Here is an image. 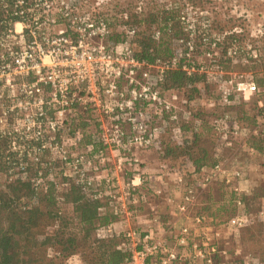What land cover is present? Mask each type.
Returning a JSON list of instances; mask_svg holds the SVG:
<instances>
[{"label": "built area", "instance_id": "1", "mask_svg": "<svg viewBox=\"0 0 264 264\" xmlns=\"http://www.w3.org/2000/svg\"><path fill=\"white\" fill-rule=\"evenodd\" d=\"M80 3L0 0V143L6 145L0 175L8 182L29 180L37 191L74 185L100 200L101 213L115 212L106 232L122 239V264H254L249 258L231 260L222 246L223 229L237 234L253 222L241 198L240 212L224 223L193 212L203 190L217 181L235 184L244 177L242 168L220 159L199 171H173L177 197L143 172L139 156L159 153L166 139L179 144L187 136L182 124L191 110L186 98L168 96L171 70L198 73L220 86L214 104L224 110L213 133L222 143L247 130L230 108L259 92L253 76L226 72L211 50L206 60H197L194 45L168 58L141 59L134 47L136 27L111 41L108 21L81 13ZM254 132L264 136V113ZM127 167L135 173L129 175ZM152 197L166 202L171 218L163 219ZM143 206L150 207L146 215Z\"/></svg>", "mask_w": 264, "mask_h": 264}, {"label": "trees", "instance_id": "2", "mask_svg": "<svg viewBox=\"0 0 264 264\" xmlns=\"http://www.w3.org/2000/svg\"><path fill=\"white\" fill-rule=\"evenodd\" d=\"M103 2L104 0H81L78 10L90 12L95 18L106 19L111 27L110 18L102 11L106 4ZM126 18L125 31H121L124 36L116 34V41L123 40L129 27L143 24H147L149 28L164 24L167 28L172 23L174 36L183 31V16L177 4L150 11L147 17L143 13H137ZM157 40L154 34L138 31L134 43L136 55L148 61L170 57L171 50L163 47L169 40ZM204 80V75H188L180 68L167 74L165 86L168 96L186 98L191 110L190 118L182 124L187 131L183 142L178 144L165 140L159 152L161 159L173 163L172 169L176 172L199 171L222 158L217 154L220 146L218 139L209 136L213 128L222 122L217 108L209 105L214 99V103L217 100L220 86L209 85L212 92L208 103L196 109L193 106L196 94L200 95L201 92L199 83ZM258 82L263 86L262 90L259 88L260 98L256 99L254 95L250 100H242L231 108L237 110L239 119L247 122V132L256 127L257 117L264 113V77ZM250 140L252 146L264 154V136L261 133L253 134ZM221 146L229 152L235 146V139L230 137ZM5 149L3 141L0 143V155L5 153ZM54 188L51 184L47 190L37 191L31 181L20 179L0 186V264H62L60 261L79 253L83 255V264H122L127 256V252L119 247L122 239L106 232V228L116 219L115 212L108 209L101 213L99 208L103 203L88 198L74 185L65 190ZM231 192L229 200H226L228 204L219 205L211 213L203 211V215L206 217L212 214L210 216L217 223L235 216L236 197ZM250 199L257 203L263 201L264 185H256ZM223 206L226 208H222ZM222 209L226 217L219 220ZM247 227L242 228L243 232L248 231Z\"/></svg>", "mask_w": 264, "mask_h": 264}, {"label": "rangeland", "instance_id": "3", "mask_svg": "<svg viewBox=\"0 0 264 264\" xmlns=\"http://www.w3.org/2000/svg\"><path fill=\"white\" fill-rule=\"evenodd\" d=\"M104 2L106 4H104L102 11L108 15L112 22L111 41H116L114 39L116 34L121 36L124 33L121 31H125L126 16L143 13L147 17L150 11L158 8L163 9L165 5L171 7L177 4L183 16V31L181 34L174 36L175 29L172 23L167 28L164 24H156L151 28L147 24L134 27L146 34H154L155 31L161 30V37L157 41L169 40L163 47H168L171 50L170 57L176 53L186 52L190 45H194V54L192 55L199 61L206 60L204 55L207 51H214L217 53L216 57L226 72L252 75L258 87L261 90L263 89L258 80L264 77V0H104ZM122 36L124 35L122 34ZM214 42L217 43L215 47L213 46ZM231 51H236V53H231ZM225 66L228 68H225ZM209 85L206 82V77L203 82L199 83L201 92L200 95L196 94L197 99H194V109L208 103L212 92ZM256 94L254 96L256 99L261 97L259 92ZM213 101V104L209 105L212 108H217V113H222L223 106L214 104ZM230 110L232 109L230 108ZM232 111L235 115H239L237 110ZM243 122L248 128L247 122L244 120ZM254 130L255 128L251 132L246 130L238 140H235V146L229 152H226V149L221 146V139L219 140L220 146L218 148L220 150L217 154L222 157L221 160L229 167L242 168L245 173L244 177L232 185L226 184L224 181H217L210 185L202 191L193 212L207 211L211 213L214 208L227 203L226 200H229V196L232 195L231 191H233L236 197V208L234 207L236 213L241 210L238 208L236 200L241 198L245 202L244 210L251 215L253 222L248 225V231L243 232L241 229L237 234L223 229L222 246L228 249L229 257L233 261L240 262L245 258H249L254 264H264V200L258 203L253 201L250 199L253 192L250 193L249 189L242 188V184L254 177L253 175L257 171L259 172L258 175H255L260 183L257 185H264V177L261 175V171H264V154L251 152L247 148V146H252L250 139L253 134H256ZM211 135L212 137L215 136L213 131L209 136L211 137ZM166 141L170 140L166 139ZM139 155L140 157L143 156L141 158L143 160L142 168L146 174H152L156 178L162 176L164 181L167 179V181L174 183V169L170 171L169 167L164 169L157 164V161L161 158L158 152L147 151L139 153ZM149 160L152 162H149ZM148 163L151 166H148ZM255 165L258 168L254 170L252 166L254 168ZM132 169L127 167L126 171L130 172ZM57 173L58 177L62 179L63 176L59 170H57ZM8 183L11 182L7 181L5 175H0V186H5ZM159 183H161L160 180ZM235 187L239 190H235ZM152 204L157 205L164 220L169 219L165 216L169 214L166 212L165 207L167 204L163 199L152 197ZM222 208H226V206ZM140 209L145 215L150 211L149 206H143ZM223 214L222 209L219 220L226 217ZM210 215L212 214L206 217L214 220ZM213 222L217 223L216 220ZM224 222L226 221L220 223ZM82 260L83 255L79 253L60 262L62 264H83Z\"/></svg>", "mask_w": 264, "mask_h": 264}, {"label": "crops", "instance_id": "4", "mask_svg": "<svg viewBox=\"0 0 264 264\" xmlns=\"http://www.w3.org/2000/svg\"><path fill=\"white\" fill-rule=\"evenodd\" d=\"M140 153H143V152H140ZM257 153H259V152H257ZM140 155H142V154H140ZM139 155V156H140ZM143 157V156H142ZM142 157H140V158H142ZM149 162H152V161H150L149 160ZM153 162H155V161H153ZM157 164L159 165V166H161V167H163V165H167L169 168H172V165H173V163L172 162H170L169 160H166V159H161V158H159V160L157 161ZM148 166H151L150 165V163H148ZM160 167V168H161ZM255 168H258L257 167V165H255L254 166V168H253V166H252V169H254L255 170ZM142 170H143V168H142ZM143 172H144V170H143ZM255 172V171H254ZM262 172V174L261 175H263V177H264V171H261ZM260 172V173H261ZM135 172H134V170L132 169V171H130V173H128L129 175H131V174H134ZM145 173V172H144ZM258 171L257 172H255V174L256 175H258ZM253 175L254 177H251L250 179H249V181H247L246 183H244V184H242V188H247V189H249L250 190V193L251 192H253V190H254V188H255V186L257 185V184H260L258 181H257V178H256V175ZM125 176V175H124ZM159 180H160V182L161 183H159ZM155 183H156V185L157 186H161V187H163L164 188V186H166L167 188H169V191L171 192V193H173L175 196H177V197H179L180 196V190L178 189V187H177V185L175 184V180H174V183H172V182H170V181H167V179H165V181L162 179V176H160V177H158V181H155ZM147 191H149V193L152 195V190L151 189H148L147 188ZM165 209L167 210L166 212H169V209L170 208H167V206L165 207ZM166 217H168V218H171V215L169 214V215H165ZM174 218V217H173ZM120 225H118V227H119Z\"/></svg>", "mask_w": 264, "mask_h": 264}]
</instances>
